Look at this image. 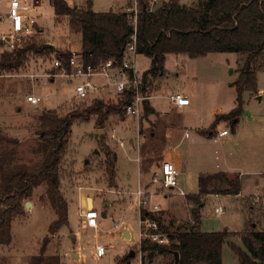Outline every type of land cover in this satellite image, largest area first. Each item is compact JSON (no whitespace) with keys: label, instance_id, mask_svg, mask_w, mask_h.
Listing matches in <instances>:
<instances>
[{"label":"rangeland","instance_id":"1","mask_svg":"<svg viewBox=\"0 0 264 264\" xmlns=\"http://www.w3.org/2000/svg\"><path fill=\"white\" fill-rule=\"evenodd\" d=\"M66 1L70 6L86 4V0ZM91 1L94 11H106V2L111 0ZM113 1L114 4L110 5L114 10L118 8L122 11L130 4V0H126L125 5V0ZM181 1L194 5L198 0ZM39 2L37 11L33 13L37 20L33 33L14 37L15 46L20 47L25 42H45L62 52L79 49V23L71 17L56 16L49 0ZM8 6V0H0L1 36L9 33L5 13ZM1 36L0 60L3 61L1 57L12 49ZM244 57L235 52H210L198 57L167 53L163 74L154 79L149 88L153 93L150 102L158 114L142 112L138 117L126 114L123 107H119V96L113 90L91 93L84 99L74 97V86L83 79L76 77L66 81L62 77L46 76L55 71L51 67V56L31 53L18 68L0 69V132L11 139L2 142L1 148L14 150V162L31 165L40 159L34 149L39 142L37 132L41 129V111L52 109L60 116H74L59 171L60 191L68 204V222L49 235L45 253L58 254L61 264H119L120 257L133 251V256L128 255V262L125 259L121 264H140L139 214L132 195L138 182L148 183L147 189L153 192L145 208L152 209L154 219L159 217L163 227L172 232L185 229L192 223L190 210L195 204L186 196L198 192L197 175L205 176L218 171L228 172L229 178L235 177L238 172L248 174L243 176L242 191L236 195L226 194L219 200L203 196L206 200L201 208L200 229L224 231L226 227L241 230L251 225L264 229V71L257 72L258 87L263 89L262 98L243 93V112L234 132L224 122L217 125V130L226 129L227 136L212 137L201 132L208 130L215 114L226 113L234 107L236 91L231 83L238 76ZM150 61L149 57L136 54V70L140 73L146 71ZM91 81L104 83L99 76L92 77ZM171 92L187 93L197 104L198 109L188 118L193 128H187L186 137L182 136L181 124H175V129L171 127L172 123L181 119L164 97ZM29 94L43 99L38 104H30L26 101ZM97 99L112 108L119 107L118 112L109 114L102 128L95 124L96 115L89 116L86 111L90 103ZM100 129L102 132L97 135ZM112 134L115 137H111ZM130 135L134 146L130 144ZM97 136L103 137L111 151L110 159L115 166L113 178L106 169L105 152ZM117 139H122V146L115 142ZM177 143L179 145L174 148ZM169 146L178 150L184 160L185 169L181 168L179 183L186 195L164 193L150 183L154 173L160 172L163 152ZM112 152L119 154L117 160H114ZM251 172L256 175H250ZM255 181L260 183V189L254 187ZM212 182L217 189L225 186L217 179ZM248 192L258 194L260 198L245 197ZM80 195L82 204L88 207L87 197L93 198V207L98 213V228L83 227V218L79 215ZM26 201L31 202L27 208L24 205ZM216 204L223 207V214L212 213ZM153 206L157 207L153 209ZM23 208L24 213L11 222V243L2 245L6 248L5 255L0 259L5 264H29L31 255L38 253L42 239L48 234V225L57 218L45 194L44 184L33 190L23 202ZM162 237L168 243L164 234ZM228 241L243 248L237 234L228 237ZM96 245L106 247L100 257L95 255ZM166 260L159 256L153 264H164ZM222 264H239L227 243L222 247Z\"/></svg>","mask_w":264,"mask_h":264},{"label":"trees","instance_id":"2","mask_svg":"<svg viewBox=\"0 0 264 264\" xmlns=\"http://www.w3.org/2000/svg\"><path fill=\"white\" fill-rule=\"evenodd\" d=\"M49 3L55 15L71 17L79 23V50L86 64H96L109 58L120 60L135 31L136 53L151 60L149 68L142 73L143 84L149 87L163 74L167 53H186L190 57L210 52L244 55L238 76L231 83L236 91L234 107L226 113L216 114L210 128L224 122L234 130L243 112V93L253 95L258 91L257 72L264 70V0H198L194 5L181 4L179 0H162L152 10L149 0H138L135 30L123 10L97 12L92 10L89 1L85 7L70 6L66 0H49ZM54 52L64 59L70 54L69 50L62 52L45 42H25L1 57L0 69L18 68L31 53L50 57ZM128 99L129 95L119 98V107H123ZM119 107L112 108L97 99L86 111L89 116L96 115L95 124L102 128L109 114L118 112ZM151 112V106L145 102L143 114ZM73 118V115L60 116L52 109L41 111V129L37 132L39 142L34 149L40 159L31 165L14 162V150L1 148L2 142L11 139L0 132V245L11 243V222L24 213L23 202L36 187L45 185V194L57 214V218L48 225V234L42 239L38 253L31 255L29 264H61L58 254L47 255L45 249L49 235L57 232L68 220V204L60 191L59 171ZM99 141L105 152L106 169L113 178L115 166L110 159L111 151L103 137ZM216 179L225 186L215 188L212 181ZM209 182L213 183L210 187ZM199 183L198 193L186 196L195 206L190 210L192 223L185 229L169 232L159 217L154 219L151 211L140 208L141 219L150 218L156 222V229L150 231L164 234L168 239V243L159 244L149 238H141L138 243L140 264H153L159 256L167 258L164 264H222L224 243L236 254L239 264H264V229H257L255 225L234 233L200 229L202 196L210 192L238 194L241 189L239 177L228 178L224 172H218L200 176ZM233 234L239 236L243 248L228 241ZM127 258L128 255L120 257L119 264L125 259L128 262ZM0 264H3L1 259Z\"/></svg>","mask_w":264,"mask_h":264},{"label":"built area","instance_id":"3","mask_svg":"<svg viewBox=\"0 0 264 264\" xmlns=\"http://www.w3.org/2000/svg\"><path fill=\"white\" fill-rule=\"evenodd\" d=\"M9 6L6 10V18L10 24V30L7 36H1L8 43V47L12 50L15 47L14 37L20 35H31L36 19L33 16L39 6V0H8ZM161 4L159 0H149L150 9H154ZM139 9L138 0H130V4L123 9L132 22L135 30L137 12ZM0 16V20H1ZM136 36L135 31L131 35V41L126 44L122 51L121 59L109 58L96 64H86L79 49L70 51L66 59L60 57L57 53L51 55V67L55 71L46 76L62 77L66 81L80 77L83 79L74 86V97L84 99L89 97L91 93H101L103 91L113 90L120 99L129 95L128 101L124 104L123 110L126 114L138 117L141 113L143 105L153 96L150 87L143 84L142 73L135 68L136 57ZM94 76L104 79V83L97 84L91 81ZM167 100L177 106H187L190 103L189 97L180 92H172L166 96ZM42 97L29 94L26 101L30 104H38L42 101ZM228 133L226 129L218 132V136H224ZM111 137H115L114 134ZM160 172L154 173L151 178V184L158 186V189L164 193L175 192L179 195H186L179 183L178 168L172 160L165 159L159 165ZM152 191H147L142 187H137L132 191L133 200L138 207L139 214V240L141 238H149L151 241L164 244L165 238L162 234L151 232L156 228V222L150 218H140V208L148 207L150 203V195ZM157 206H153L155 209ZM146 209V208H145ZM148 210V209H147ZM152 212V209L148 210ZM224 209L221 205L213 208V214L221 215ZM79 215L83 218V227L98 228V213L94 207L89 208L83 206ZM106 251L103 245H96L95 255L102 256Z\"/></svg>","mask_w":264,"mask_h":264},{"label":"crops","instance_id":"4","mask_svg":"<svg viewBox=\"0 0 264 264\" xmlns=\"http://www.w3.org/2000/svg\"><path fill=\"white\" fill-rule=\"evenodd\" d=\"M87 1H89L90 3H91V7H92V10H93V2L91 1V0H86V3H87ZM179 2L181 3L182 1L181 0H179ZM114 4V1L113 0H111V1H108V2H106V4H107V6H108V10H114L113 9V7L110 5V4ZM40 4V3H39ZM126 4V0L124 1V4L123 5H125ZM181 4H183V3H181ZM185 4V3H184ZM86 5V4H85ZM85 5L84 4H81V5H74V6H77V7H85ZM119 5H120V2H119ZM119 5H118V7H119ZM123 5H122V8H123ZM52 7V6H51ZM108 10H106V11H108ZM114 11H121V10H119L118 8L116 9V10H114ZM97 12H103V11H97ZM57 16V15H56ZM2 20V19H1ZM7 21H8V19H7ZM8 24H9V22H7ZM36 23H37V20H36ZM42 29V28H41ZM9 30H10V24H9ZM0 36H1V34H0ZM261 71V70H260ZM264 71V70H263ZM257 88H258V91L255 93V94H249V95H251V96H255V97H257V98H259V99H261L262 97H261V94H263L262 92H263V89L262 88H259L258 87V84H257ZM106 91V90H105ZM172 93V92H171ZM180 93H183V94H185V95H187L188 97H189V100H190V103H189V105H187V106H177V105H173V104H171L170 102V105L173 107V109L175 110V112L177 113V115L178 116H180L181 117V119L180 120H178V121H176L175 123H172L171 124V127L173 128V129H175L177 126L176 125H179V124H181V125H179V126H181L180 128H182V131H183V133H182V136H187L188 135V133H187V128H190V129H192L193 128V125H190L191 124V122H189L188 120V118L189 117H191L194 113H195V111H196V109H198L197 108V104L195 103V101L193 100V98L189 95V94H187V93H184V92H180ZM153 94V93H152ZM168 95V94H167ZM167 95H164V97L166 98V96ZM167 99V98H166ZM150 106H151V108H152V112L151 113H149L150 115H154V114H158V111H157V109L151 104V102H150V100L149 101H146ZM143 109H144V105H143V108H142V110H141V113L143 112ZM140 113V114H141ZM216 115V114H215ZM136 117V116H135ZM214 120V119H213ZM142 122V121H141ZM140 121H139V123H141ZM193 123V122H192ZM212 123V122H211ZM211 123L209 124V127H208V130L207 131H205V130H201V128H200V130H201V132L202 133H205V134H207V135H209V136H212V137H216V135H217V137H220V138H222V137H224V136H227L228 135V133L226 134V135H224V136H218V132L220 131V130H217V126L216 127H214V128H210V126H211ZM176 124V125H175ZM185 124H189V125H187V126H185ZM196 128V127H195ZM236 128V127H235ZM114 130V129H113ZM222 130V129H221ZM232 130V129H231ZM140 132L139 133H141L142 131H141V129L139 130ZM233 132L235 131V129L234 130H232ZM167 135H164V137H166ZM215 140V139H214ZM118 141V142H117ZM129 141H130V144H131V146H134V139H133V137L130 135V137H129ZM116 143H118L120 146H122L123 145V141H122V139H117L116 141H115ZM179 145V143H177L176 145H174V148L175 147H177ZM171 147L169 146L168 147V149H166L164 152H163V155H162V161L163 160H165V159H168V160H172L174 163H175V165L177 166V168H178V172H179V175H181L180 173H181V171L183 170V168L185 169V165H184V160H183V158H182V155H181V153L178 151V150H174V149H170ZM110 150V149H109ZM112 156H113V158H114V160H117L118 159V157H119V154L118 153H113L112 152ZM161 161V162H162ZM181 168H182V170H181ZM218 172H224L226 175H227V177L229 178V173L228 172H226V171H218ZM218 172H211V173H207L206 175H212V174H216V173H218ZM183 174V173H182ZM245 174H248V173H241V172H238V173H235V176L237 175L238 177H239V179H240V186H241V189H240V192L242 191V187H243V183H242V180H243V176L245 175ZM250 175H256V173H254V172H251V173H249ZM114 176H115V174H114ZM199 177L200 176H198L197 175V180H198V183H197V191H199V188H200V183H199ZM151 183V182H150ZM211 184L213 185V183H210L209 182V184H208V187H210L211 186ZM260 184V183H259ZM256 181L255 182H253V185H254V187H256V189H260V185H259ZM147 185H148V183H144V184H141L140 182H138V187H142V188H144V189H146L147 191H150V190H148L147 189ZM181 186V185H180ZM262 186V185H261ZM196 193H198V192H196ZM196 193H193V194H196ZM207 197H214L215 199H217V200H219V198L220 197H222L223 195H226V194H222V193H216V192H210V193H206L205 194ZM227 195H229V194H227ZM204 196V195H203ZM202 196V202H203V206H204V204H205V200H204V197ZM244 196L245 197H250V196H253L255 199H257V197H259L260 198V196L258 195V194H255V195H253V193H246V194H244ZM88 198H90V197H87V199ZM91 199H92V201H93V198L91 197ZM247 201V200H246ZM79 204H80V206H81V208L83 207V206H85L86 204H82V201H81V195H80V197H79ZM216 205H220V204H216ZM216 205H214L213 206V208L216 206ZM87 206V205H86ZM93 206H94V204H93ZM202 206V207H203ZM213 208H212V213H213ZM203 209H202V213H203ZM246 226V225H245ZM244 229H246V227H244L243 229H241V230H244ZM225 230L226 231H228V232H231V233H234V232H238V231H241V230H237V229H228V228H226L225 227ZM126 233V232H125ZM6 247L5 246H2V245H0V256H4L5 255V253H4V249H5ZM46 254V253H45ZM47 255H49V254H47ZM3 263V262H2ZM3 264H5V263H3Z\"/></svg>","mask_w":264,"mask_h":264},{"label":"water","instance_id":"5","mask_svg":"<svg viewBox=\"0 0 264 264\" xmlns=\"http://www.w3.org/2000/svg\"><path fill=\"white\" fill-rule=\"evenodd\" d=\"M245 113H247V112H245ZM101 132H102V130L100 129V130H98L96 133H97V135H99ZM97 138H98V140H100V137H99V136H97ZM24 205H25V207L27 208L29 205H31V202L26 201ZM88 205H89V198H88ZM67 222H68V221H66V223H67ZM125 236H128V234L125 233ZM128 255H129V256H133V255H134V252H133V251H130ZM177 257H178V255H177V253H175V258H176V260H177Z\"/></svg>","mask_w":264,"mask_h":264},{"label":"bare ground","instance_id":"6","mask_svg":"<svg viewBox=\"0 0 264 264\" xmlns=\"http://www.w3.org/2000/svg\"><path fill=\"white\" fill-rule=\"evenodd\" d=\"M93 207V201L91 198H89V208H92Z\"/></svg>","mask_w":264,"mask_h":264}]
</instances>
